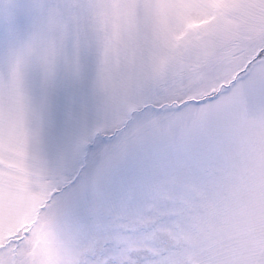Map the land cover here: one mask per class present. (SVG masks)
<instances>
[{
    "label": "snow or ice",
    "instance_id": "6c2138e0",
    "mask_svg": "<svg viewBox=\"0 0 264 264\" xmlns=\"http://www.w3.org/2000/svg\"><path fill=\"white\" fill-rule=\"evenodd\" d=\"M0 264H264V0H0Z\"/></svg>",
    "mask_w": 264,
    "mask_h": 264
}]
</instances>
